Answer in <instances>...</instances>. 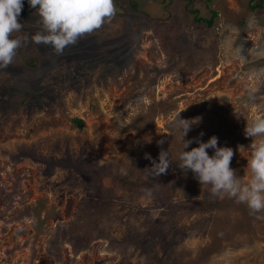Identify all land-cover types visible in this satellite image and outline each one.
<instances>
[{"label":"rangeland","instance_id":"1","mask_svg":"<svg viewBox=\"0 0 264 264\" xmlns=\"http://www.w3.org/2000/svg\"><path fill=\"white\" fill-rule=\"evenodd\" d=\"M133 2H114L115 18L63 55L29 43L0 69V264H264V212L181 171L173 125L184 108L198 117L183 150L216 136L249 178L264 0ZM189 10L216 15L208 26ZM18 21L13 38L39 30L27 0ZM161 150L172 164L155 177Z\"/></svg>","mask_w":264,"mask_h":264},{"label":"clouds","instance_id":"2","mask_svg":"<svg viewBox=\"0 0 264 264\" xmlns=\"http://www.w3.org/2000/svg\"><path fill=\"white\" fill-rule=\"evenodd\" d=\"M28 4L39 16V30L30 36L13 38V34L20 33L24 27L18 21L23 0H0V69L12 65L17 50L29 43L51 47L56 55H63L65 49L76 45L80 38L111 22L117 12L114 0H28ZM181 111L173 116V125L183 144L177 167L183 172L190 170L201 186L210 185L213 197L233 199L246 205L253 215L264 212V118L245 124L244 135L252 139V151L246 166L249 178L245 181L230 167L233 149L218 147L216 136L206 142L197 140V147L183 150L193 142L184 137L199 118L183 119ZM207 149H212L213 155L209 156ZM145 158L151 160L147 154ZM171 164L167 151L161 150L158 162L152 160L147 170L150 175L158 177L166 174Z\"/></svg>","mask_w":264,"mask_h":264},{"label":"trees","instance_id":"3","mask_svg":"<svg viewBox=\"0 0 264 264\" xmlns=\"http://www.w3.org/2000/svg\"><path fill=\"white\" fill-rule=\"evenodd\" d=\"M27 1H28V0H27ZM249 1L252 2V1H255V0H249ZM114 2L117 3V0H114ZM260 2H261V0H258V2H257L255 5L250 6V9L253 10L255 7H258V6L260 5ZM126 4H127L130 8L134 9L135 4H134L133 0H126ZM189 12L192 13V14H194V21H196V22H203V23L207 24L208 26H210V24H211V19H212V17H214V16L216 15L215 12H212V17H211L210 19L206 20V19H203V18H200V17H196V16H195V14H196V11H195V10H189ZM26 64H27L28 66H30V67H34V64L31 63V62H27ZM25 95H26V94H25ZM26 96H27V95H26ZM70 122H71L76 128H78V129H80V128L82 127V121L79 120L78 118H72V119H70Z\"/></svg>","mask_w":264,"mask_h":264}]
</instances>
